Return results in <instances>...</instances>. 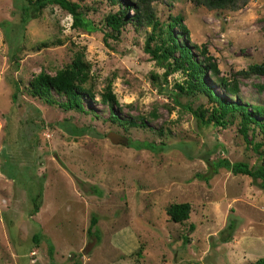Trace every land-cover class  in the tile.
<instances>
[{
    "label": "rangeland",
    "instance_id": "374dc122",
    "mask_svg": "<svg viewBox=\"0 0 264 264\" xmlns=\"http://www.w3.org/2000/svg\"><path fill=\"white\" fill-rule=\"evenodd\" d=\"M22 1L0 0V264H252L264 257L260 178L216 165L226 157L264 166L263 145L247 141L262 140L259 127L250 123L244 137L239 111L227 113L225 125L200 123L187 105L207 115L213 101L179 88L189 71L165 74L144 49L150 25L130 22L114 36L104 17L117 3L74 0L100 28L90 31L56 3L23 24ZM199 2L153 5L162 24L180 14L195 58L216 63L205 73L216 93L264 104V72L244 71L264 60V0L235 9ZM77 52L88 73L81 108L62 107L55 92L30 93L38 73L55 74ZM107 89L114 110L102 97ZM110 130L124 140L112 142ZM180 201L189 213L175 221L167 208Z\"/></svg>",
    "mask_w": 264,
    "mask_h": 264
},
{
    "label": "trees",
    "instance_id": "16d2710c",
    "mask_svg": "<svg viewBox=\"0 0 264 264\" xmlns=\"http://www.w3.org/2000/svg\"><path fill=\"white\" fill-rule=\"evenodd\" d=\"M111 3H117L118 7L114 11H109L104 17V23L109 28L117 33L127 23H134L136 25H150L152 32L149 33L145 39L144 49L155 59L160 65L165 66L164 73L167 74L170 71L177 68H185L192 76L189 81L186 82V86L181 83H177L179 88H186L189 91H203L209 99L213 101L210 111L206 115V109L202 107L193 108L187 105L192 111L195 118L202 124L208 125L210 122L214 124L225 125L224 116L232 111L240 112V131L246 137L248 135L249 124L258 126L262 132V140L253 142L251 139H247L249 143H252L255 149H259L261 145L263 148L261 152H258L260 156L264 154V104H251L241 103L236 100H231L223 95L216 93L212 85L205 80V73L208 68L217 70L216 63L210 58V55L206 56V61H202L195 58L192 51V47L195 44H191L188 41L189 28L183 21V17L180 14L170 15V19L162 24V22L155 15V8L153 2L156 0H109ZM199 3L205 4L210 8H230L235 9L240 5L245 4L248 0H199ZM20 8V19L24 24L30 17H33L40 12L41 8L50 3H56L62 8L71 13L73 21L72 24L77 27H83L87 30L94 31L99 30V26L93 22V20L86 16L81 5L74 0H23ZM8 31V28H5ZM176 29V32H175ZM184 36V40H179L178 36ZM104 41L107 40L104 37ZM154 41V42H153ZM153 42V44H152ZM17 46V43L14 44ZM196 46V45H195ZM203 53L207 52L205 46H201ZM178 52V55H176ZM82 53L77 52L73 61L61 69L57 70L55 74L47 72L38 73L30 82V93L32 95H50L52 92L58 93L64 96L63 102L60 105L64 108H81L83 106V97L88 92V88L84 85L87 79V64L81 57ZM246 72L263 73L264 72V60L262 62H254L249 65ZM224 80V79H223ZM225 82V81H224ZM223 82V83H224ZM227 84V83H225ZM16 90L13 91V99L17 98L18 83L14 82ZM234 86V87H233ZM227 87L230 91H236V85ZM177 92L174 91L175 96ZM102 97L110 104V107L114 110V105L117 104V100L113 92L109 89L102 93ZM206 115V116H205ZM131 124L138 125L135 121H130ZM144 145L153 149L157 148L155 142H145ZM216 165L224 166L228 169H232L234 172L245 173L253 178H260V187L264 188V166L257 164L249 166L243 161L231 162L228 158H218ZM189 204L186 201L172 202L167 208V213L170 217L179 221L188 217ZM34 210H37V204L34 206ZM96 223V216L93 214L90 218V224L87 231L92 232V226ZM189 227L192 229L194 223H190ZM228 231L233 229V222H230L227 226ZM95 230V229H94ZM39 233L33 234V237L38 239ZM188 236L185 234L184 241H187ZM52 248V245H51ZM74 264H81L76 261ZM252 264H264V257H258Z\"/></svg>",
    "mask_w": 264,
    "mask_h": 264
},
{
    "label": "water",
    "instance_id": "95a60500",
    "mask_svg": "<svg viewBox=\"0 0 264 264\" xmlns=\"http://www.w3.org/2000/svg\"><path fill=\"white\" fill-rule=\"evenodd\" d=\"M107 136L109 137V139L112 142H115V143L122 142L124 140V137L121 134H119L113 130L108 131Z\"/></svg>",
    "mask_w": 264,
    "mask_h": 264
}]
</instances>
